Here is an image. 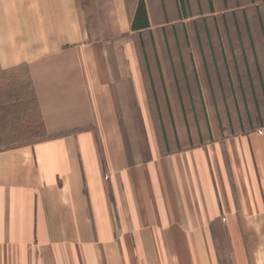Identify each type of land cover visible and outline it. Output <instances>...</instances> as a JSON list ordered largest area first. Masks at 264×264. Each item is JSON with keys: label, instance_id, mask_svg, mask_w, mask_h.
I'll return each mask as SVG.
<instances>
[{"label": "crops", "instance_id": "crops-1", "mask_svg": "<svg viewBox=\"0 0 264 264\" xmlns=\"http://www.w3.org/2000/svg\"><path fill=\"white\" fill-rule=\"evenodd\" d=\"M140 1L0 0V71L27 97L6 117L50 136L0 150V264H264V0L216 22L142 0L133 31Z\"/></svg>", "mask_w": 264, "mask_h": 264}, {"label": "rangeland", "instance_id": "rangeland-1", "mask_svg": "<svg viewBox=\"0 0 264 264\" xmlns=\"http://www.w3.org/2000/svg\"><path fill=\"white\" fill-rule=\"evenodd\" d=\"M207 1V0H206ZM205 0H186V10H183V13L180 14L181 16L190 17L186 22L190 21H199V22H214V21H238V20H257V15L254 13L247 14L246 16H243L240 14V6L244 3L254 2V0H213L218 4L219 6H216V10L213 11V4L206 2ZM215 6V5H214ZM236 9L235 14H232L233 11ZM238 9V10H237ZM230 10V11H229ZM222 11H225L222 14ZM260 15V13L258 14ZM261 16L264 18V14L261 12ZM179 17V15H175L174 18ZM182 17H180L181 19ZM87 21L90 26L91 33L93 34V37H103L108 38L115 37L114 41L110 47V52L120 55L122 53V47H123V40L116 36V25L113 20V16L111 15H105V14H98V13H90L87 14ZM164 21V20H163ZM180 30H177V34L175 33V36H180L178 33ZM207 32H212L211 30H208ZM32 117L29 120V123L31 125L28 126H22L21 129L23 130L20 134H8L11 135L10 137H6V140H3L0 142V150L20 146L24 144H33L36 142H43L44 140L49 139V135H47L46 132L37 131V126L39 124V116L35 111L33 110ZM129 116H132V121L137 123V111L133 110L130 113H128ZM28 122V120L26 121ZM34 125V126H33ZM137 125V124H136ZM132 126L130 125V128L134 130V132H139L138 126ZM125 129H127L125 127ZM19 132V131H18ZM60 136V135H58ZM52 138V137H51Z\"/></svg>", "mask_w": 264, "mask_h": 264}, {"label": "trees", "instance_id": "trees-1", "mask_svg": "<svg viewBox=\"0 0 264 264\" xmlns=\"http://www.w3.org/2000/svg\"><path fill=\"white\" fill-rule=\"evenodd\" d=\"M208 1H209V4H211V1L210 0ZM180 4L182 8V13H183V10H186L184 0H180ZM232 14H235V12H233ZM189 18L190 17H185V18L183 17V19H189ZM148 27L149 25H148L147 14L145 11L144 3L141 0L138 5L137 12L134 15V18L131 24V29L133 31H138V30L146 29ZM6 75L7 74L1 73L0 71V142L3 140H6L5 139L6 137L11 136L8 134H17V133L20 134L23 131L21 129L22 126L12 124L14 122L17 123L19 121L9 120V117H6L7 115H6L5 109L9 105L12 106L14 103H17L20 100H24L27 98L26 95L23 93L22 89L20 90V93H21L20 95L15 93L14 89L17 90V84L13 82L14 81L13 79L9 78ZM33 99L34 98H32L30 101L32 106L35 105V102L33 101ZM36 113L39 116V112L37 111ZM36 126H37L36 127L37 131L45 132V129H44L43 124L41 123L40 117H39V124Z\"/></svg>", "mask_w": 264, "mask_h": 264}]
</instances>
